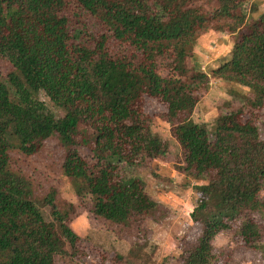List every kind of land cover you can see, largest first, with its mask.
<instances>
[{"label": "trees", "instance_id": "obj_1", "mask_svg": "<svg viewBox=\"0 0 264 264\" xmlns=\"http://www.w3.org/2000/svg\"><path fill=\"white\" fill-rule=\"evenodd\" d=\"M246 1L0 0V60L10 64L0 73V264H54L66 251L80 264L90 259L77 251L81 237L53 191L43 201L64 238L43 218L31 182L10 167L13 149L33 155L56 136L66 151L62 173L96 216L127 226L158 207L144 181L128 173L140 152L155 158L168 149L142 111L143 96L165 105L183 171L204 180L189 213L201 232L177 264H212V242L223 231L263 254L264 137L253 117L264 103V9L259 0L247 9ZM209 29L235 37L210 75L192 50ZM109 41L130 51L112 53ZM210 79L241 90L208 129L187 115ZM179 114L185 117L172 122Z\"/></svg>", "mask_w": 264, "mask_h": 264}, {"label": "rangeland", "instance_id": "obj_2", "mask_svg": "<svg viewBox=\"0 0 264 264\" xmlns=\"http://www.w3.org/2000/svg\"><path fill=\"white\" fill-rule=\"evenodd\" d=\"M251 2H245L247 9ZM234 38V33L227 31L214 32L209 29L202 33L192 49L195 54L193 62L210 75L211 68L228 58ZM108 47L112 53L130 51L126 44L114 41H109ZM9 69L10 64L0 60V73L5 74ZM161 73L167 71L162 70ZM240 90L238 85L210 79L193 111L186 115L210 129L224 102L238 98ZM39 98L55 114L62 115L63 111L54 106L43 92L39 93ZM237 103L235 101L234 104ZM140 104L142 111L151 117V130L167 142L168 149L166 154L155 158L140 152L136 164L128 169L130 175L144 181L147 193L157 202L158 207L144 218H133L127 226L96 216L90 210L91 199L75 194L69 179L61 170L66 151L56 136L48 138L33 155H24L15 149L9 152L10 167L31 182L34 199L43 218L54 221L51 206L43 201L52 191L57 208L69 212L68 223L81 237L77 251L83 249L86 252L90 259L85 256L83 259H87L89 264H98V261L99 264H177L185 247L196 241L201 232V225L193 223L189 213L198 195L195 186L204 180L193 178L183 171L181 146L172 137L170 124L162 116L166 110L165 105L149 96H143ZM184 117V114H179L172 122ZM250 117L249 112L242 115L244 120ZM253 118L264 137V103ZM78 151L85 155L83 147H79ZM54 223L56 233L63 239L59 224ZM212 243V264H264V252L262 254L235 242L231 231L219 233ZM64 249L68 250V246ZM66 252L56 256L54 264H80L70 251Z\"/></svg>", "mask_w": 264, "mask_h": 264}, {"label": "crops", "instance_id": "obj_3", "mask_svg": "<svg viewBox=\"0 0 264 264\" xmlns=\"http://www.w3.org/2000/svg\"><path fill=\"white\" fill-rule=\"evenodd\" d=\"M260 7H261V8L264 7V1H261Z\"/></svg>", "mask_w": 264, "mask_h": 264}]
</instances>
